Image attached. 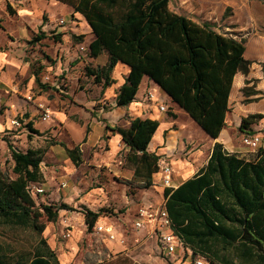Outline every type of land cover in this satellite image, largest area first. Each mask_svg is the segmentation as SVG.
<instances>
[{
	"label": "trees",
	"instance_id": "1",
	"mask_svg": "<svg viewBox=\"0 0 264 264\" xmlns=\"http://www.w3.org/2000/svg\"><path fill=\"white\" fill-rule=\"evenodd\" d=\"M10 1L6 0L7 9L13 15ZM54 1L82 15L90 26L94 38L88 45V57L95 60L103 54L108 56L103 66L85 67L87 78L106 88L114 83L111 72L118 64L130 68L120 88L118 106H129L143 79L148 77L206 134L215 140L219 138L227 125L234 78L238 73L249 74L252 66L244 56V38L225 36L209 25L197 24L173 12L170 0ZM48 37L40 31L31 43H41ZM53 38L61 42L62 34L55 33ZM72 39L83 43L85 36L72 35ZM31 67L39 83L43 66L39 71ZM251 82L247 81L242 90L246 98L260 94L250 86ZM263 118L261 114L249 115L243 118L239 130L252 135L253 126ZM22 122L20 128L25 125L28 129V139L41 135L33 122ZM158 126L157 121L136 118L129 128L114 129L130 149L126 164L134 171L132 181L128 182L131 191L150 189L154 176L161 171L162 158L149 151ZM6 142L16 178L0 168V225L30 229L41 235L46 230L43 219L56 223L61 211L74 209L65 203L37 204L42 194L33 187L45 183L42 164L47 149H19ZM48 143L63 146L77 168L84 163L80 146L69 147L56 139ZM163 194L171 229L181 239L184 251H192L207 264H264V148L247 158L216 143L204 168L178 188L166 187ZM83 208L90 232L106 212L110 213L106 208L96 212ZM0 264L61 263L41 237L27 253L17 251L9 255L0 246ZM102 264L137 263L124 258Z\"/></svg>",
	"mask_w": 264,
	"mask_h": 264
},
{
	"label": "crops",
	"instance_id": "2",
	"mask_svg": "<svg viewBox=\"0 0 264 264\" xmlns=\"http://www.w3.org/2000/svg\"><path fill=\"white\" fill-rule=\"evenodd\" d=\"M3 1L6 0H0V4ZM36 1L43 3L44 8L42 10L24 5L22 10L18 12L23 11L22 14L20 13L21 17L31 18L34 23L41 27V31L44 30L45 32L47 29L43 26L44 14L48 13V6H53L59 2L28 0L27 3ZM171 1L169 6H171ZM175 4L177 6L175 13L186 16L197 24L209 25L225 36L246 40L244 56L252 62V66L249 74L238 73L234 78L229 99L230 111L226 118L227 125L216 140L206 134L187 112L173 102L169 95L148 77L143 79L134 101L129 106H118L120 88L125 84L130 72V68L125 64H118L113 69L111 77L114 83L106 88L94 84L91 79L84 76L93 86L92 89L85 87L79 90L75 86L70 90H64L69 97L66 99L67 102L62 101L61 108L55 112L54 121L51 122L54 127L41 129L37 127L34 117L39 110L38 106L47 103L48 100L41 93L42 90L39 89L38 86L40 85L36 82L34 74L27 81V74L31 68L30 61L22 59L20 56L13 57L8 53L7 46L9 45L5 46L4 38L2 43L0 42V105L10 96L11 109L7 111L13 112L12 109H19V112L11 120L18 117L21 121H25V124L33 122L34 128L40 131L42 136H35L31 140H27V148L48 150L46 161L42 164V172L45 177V183L42 184V187L45 192L47 186H54L63 179L64 172L60 164L69 162L75 169H73L74 171L78 170L63 146L49 145L48 141L51 140L49 134H54L55 131L57 133L52 136L54 139L65 142L69 147L80 146L83 152L84 165L88 166V162L95 164L96 167L91 168L92 174L97 176L98 184L93 187L92 191L97 194V202L100 207L108 204L115 207L116 203L113 201V197L116 195L119 197V193L124 195L125 199L123 200L127 205L129 202H133L134 196H142L147 191H129V184L121 183L116 184V191H118L116 195L112 191L115 185H113L112 179L118 181L117 178H121L132 181L134 177V171L126 164V156L130 149L123 141L122 136L114 129L119 126L129 128L131 121L136 118L150 119L159 123L150 142L149 151L162 158V166L166 165L167 162L172 164L174 173L170 188H178L204 168L216 143L223 144L225 149L231 153L248 156V151L238 141L239 127L243 118L249 115H264V0H175ZM69 15L71 17L69 22L71 33L56 30V33L62 34V40L58 42L57 51L59 52V48L62 46L63 49L60 50L69 52L74 63L73 68H80L83 65L85 68L86 65L90 64L93 66L105 65L108 62L106 54L95 60L88 56V59L87 57L85 59L84 55L87 54L88 45L94 36L91 35L92 40L88 43L84 41L87 45L84 42L75 43L72 35H85L80 29L81 25L78 24V21L85 19L80 14H74L71 8H69ZM28 29L31 30V28ZM58 56H56L57 62L53 70L57 71V74H61V72L62 74L70 73L69 66L62 69ZM41 62L42 71H44L47 68L45 67L47 61L42 60ZM23 81L27 84L25 87L23 86L22 97L17 99L11 95V92L16 93ZM247 81H252L250 86L259 91V95L249 98L244 96L242 90ZM40 83L45 84L42 79H40ZM150 92L157 95V102L147 99V94ZM27 98L31 99L32 102L28 101ZM15 99L21 101L18 106L13 103ZM246 99H252V101L246 102ZM159 105L167 106L169 112L160 111ZM182 119H185V122H181ZM5 123V114H2L0 128L2 125L5 130ZM8 124L6 127L13 130L14 128L9 121ZM39 140H43L40 145H38ZM86 151H90L88 160H85L84 157ZM167 158L170 161H167ZM102 166H107L108 171H103ZM109 175L113 176L112 179H109L111 178ZM162 178L163 173L161 171L154 176V183L156 180L161 182ZM59 183L65 184V187L62 188L67 187V183ZM165 188L163 187V192ZM106 246L112 249L118 248L117 243L110 241L106 242Z\"/></svg>",
	"mask_w": 264,
	"mask_h": 264
},
{
	"label": "rangeland",
	"instance_id": "3",
	"mask_svg": "<svg viewBox=\"0 0 264 264\" xmlns=\"http://www.w3.org/2000/svg\"><path fill=\"white\" fill-rule=\"evenodd\" d=\"M27 1L28 0H11V6L15 11V14L13 15L9 13L6 1L1 2L0 42L2 43L4 38L5 46L9 45L7 46L8 53L16 58L20 56L22 59H28L30 61V67L33 65L34 71H39L42 67V60L47 61V66H45L47 68L44 71L41 70L40 75V79H42L45 84L39 82L38 84L40 86L38 87L42 90L41 93L44 94V97L48 100L47 103L43 105L50 108L53 117L55 118V112L61 108L62 101H66L69 97L64 90H70V88L72 89V87L75 86L79 90L85 87H87V89H92L93 86L84 78V65L80 68H73L74 63L71 56H69V52L66 50H60L63 49L62 46H60L58 52L59 44L53 38L56 33L53 29L59 27L57 25L59 19H65L66 25L55 29L63 30L65 33H71L69 30V22L71 21L69 7L61 3H55L53 6H48L49 14H44L43 26L47 29L45 32L48 34L49 38H46L41 43L32 44L31 40L41 31V27L34 23L31 18L26 19L21 17L20 13L22 14L23 11H18L22 10L24 5L33 9L38 8V10H42L44 6L40 1L33 3H27ZM170 8L173 12L176 11L177 6L175 0L171 1ZM78 22V24L81 25L80 29L85 33V41L88 43L92 40L91 28L83 19ZM28 28H31V30ZM86 42L84 43L87 45ZM57 55H59L58 59L60 58L62 69L69 66L68 68L71 69L70 73L62 74L61 72V74H57V71L53 70L57 62V60H55ZM84 56L86 59L88 54ZM32 74L33 70L31 67L27 74V81L31 78ZM26 84L27 83L23 81L18 87V91L16 93L11 92V95H14L17 99L22 97L23 86L25 87ZM9 98L5 102L2 101L0 105V117L2 118V114H5L6 126L9 125L8 121L10 123L11 118L19 112L18 108L15 110L12 109L13 112L7 111L8 109H11V100ZM17 99L13 100L15 101L13 103L18 106L21 101H17ZM27 100L32 102L29 98H27ZM28 115H30V113H28ZM41 117L42 112L39 108L34 117L35 122L38 125L37 127L41 129L54 127V124H51V122L54 121V118L48 122H43ZM181 122H185V119H182ZM6 126L5 130L2 125L0 128V168L11 178H16V175L12 171L14 162L11 158V153L6 141H10L19 149H26L28 145V129L26 127L24 128L25 125L23 128L13 130L8 129ZM253 130L256 132V135H260V137L263 138L260 148H264V120L262 119L258 124L254 125ZM56 133L57 132L55 131L54 134H49L51 140L54 139L52 136ZM239 133L238 141L244 146L243 137L247 134H244L241 131ZM41 141L43 140H39L38 145L42 144ZM244 148L248 151L247 158H251L260 149L257 148L253 150L246 148L245 146ZM89 156L90 151H86L84 156L85 160H88ZM167 159V161H170L169 158ZM60 165L63 167L62 170L64 172V177L59 182L67 183V187L62 188L63 186L59 182L54 184V186H47L46 192L37 199V204L51 203L54 205H60L61 203H65L74 210L61 211L56 223H51L46 219H43V222L46 224V230L41 235H38L30 229L0 225V246L7 254L13 255L17 251L27 253L32 250L39 239L43 237L55 251L61 264H102L124 258L137 264H195L196 260L201 259L200 257L195 256L192 251H184L182 249L176 251L174 257L170 258L163 251V246L161 245L159 238L153 232V225L140 230L136 229L134 226L140 208L150 206L160 207L165 203L163 194V187L165 186L162 180L161 182L156 180L153 187L145 191L142 196H134L133 202H129L126 205L123 200L125 199L124 195L120 193L119 197L116 195L118 192L116 191V184H128L129 181L121 178H117L118 181H114V179H112L113 176L109 175L111 177L109 179H112L113 185L115 184L113 188L114 190L112 191H114L116 195L113 197V201H115L116 204L115 207L109 204L100 207L97 202V194L92 191L93 187L98 184L97 176L92 174L93 172L91 168L94 167L95 164L88 162L89 167L83 164L77 171H74L75 169L72 168L69 162H64V164ZM101 169L106 172L108 171L107 166H102ZM136 187L137 185L133 184V188L137 189ZM129 191H131V189ZM83 207L95 212L99 211L101 208H106L110 213L106 212L99 219L95 228L90 232L85 222V215L82 212L84 210ZM99 225H103L104 227H107V229L111 228L115 238H109L107 232H97L96 227ZM68 234H70L69 238L66 236ZM109 241L117 243L118 248H107L106 242Z\"/></svg>",
	"mask_w": 264,
	"mask_h": 264
},
{
	"label": "built area",
	"instance_id": "4",
	"mask_svg": "<svg viewBox=\"0 0 264 264\" xmlns=\"http://www.w3.org/2000/svg\"><path fill=\"white\" fill-rule=\"evenodd\" d=\"M58 26L66 25L65 19H59ZM84 49V48H82ZM1 92V89H0ZM147 99L149 101L157 102L158 97L155 93L150 92L147 94ZM40 111L42 112L41 120L43 122H48L52 120L53 114L49 107H45L44 105L39 106ZM159 109L162 112H169V109L165 105H159ZM21 119L18 117L13 118L10 123L12 128L18 129L21 127ZM263 138L260 135L254 134L245 135L243 137V144L246 148L257 149L260 148ZM161 171L163 173V184L165 187H170L172 184V176L174 173V169L170 162H167L166 165L161 167ZM160 171V172H161ZM62 186L65 187V184ZM33 189L40 194L45 192L42 186H34ZM154 227L153 232L157 235L160 240L161 245L163 246V251L168 257H174V254L179 249L184 250L181 239L175 235V233L171 229V220L169 218L168 212L165 208V203L160 207H142L139 209L138 216L135 220L134 226L136 229H146V227L152 226ZM97 232H107L109 238L114 239L115 235L113 234L112 229H107L103 225H99L96 227ZM68 238L70 234L66 235ZM195 264H207V261L204 258L200 260H196Z\"/></svg>",
	"mask_w": 264,
	"mask_h": 264
}]
</instances>
